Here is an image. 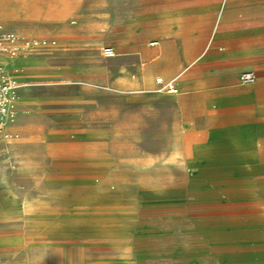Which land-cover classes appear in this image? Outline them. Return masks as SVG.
Wrapping results in <instances>:
<instances>
[{"label": "rangeland", "instance_id": "374dc122", "mask_svg": "<svg viewBox=\"0 0 264 264\" xmlns=\"http://www.w3.org/2000/svg\"><path fill=\"white\" fill-rule=\"evenodd\" d=\"M125 6L139 7L140 0L0 1V27L27 31L0 30L19 38L18 57L41 54L38 38L52 30L57 41L82 46L69 52L59 106L51 104L44 82L12 75L21 106L9 126L22 124L0 135V202L14 208L2 211L0 238L23 246L29 264H264V171H179L141 153H155V146L115 147L106 140L94 149L49 134L60 125L76 131L82 123L108 129L115 109L124 119V99L109 93L103 49L115 46L108 45L109 16ZM96 70L99 82H93ZM56 108L68 114L56 115ZM70 143L82 149L81 157L47 153Z\"/></svg>", "mask_w": 264, "mask_h": 264}, {"label": "crops", "instance_id": "0c3cea01", "mask_svg": "<svg viewBox=\"0 0 264 264\" xmlns=\"http://www.w3.org/2000/svg\"><path fill=\"white\" fill-rule=\"evenodd\" d=\"M21 28L17 24L12 31L0 30L24 35L27 31ZM107 29L108 45H115L110 46L115 56L109 57V93L124 99V119L115 109L108 129L82 123L76 131L60 125L49 134L94 149L106 140L115 147L155 146V153H141L179 171H264V0H140L139 7L125 6L120 15L111 14ZM56 37L53 30L39 36L42 53L19 57L14 73L44 82L51 104L59 106L65 96L58 89L71 72L69 52L82 46ZM245 71L255 74L253 84L239 82ZM99 80L96 70L93 82ZM166 84L176 91L168 92ZM53 113L65 115L68 110L56 108ZM21 124L8 125L6 131ZM54 152L82 155L76 143L47 148L48 154ZM1 166L0 197L5 194ZM77 170L85 172V166ZM5 205L0 202V221L2 211L14 210ZM22 250L14 240L0 238V264H29L31 254Z\"/></svg>", "mask_w": 264, "mask_h": 264}, {"label": "built area", "instance_id": "2783aa9c", "mask_svg": "<svg viewBox=\"0 0 264 264\" xmlns=\"http://www.w3.org/2000/svg\"><path fill=\"white\" fill-rule=\"evenodd\" d=\"M19 44V38L14 34L0 31V135L5 132V128L13 121L18 101V85L5 68L2 59L17 56L21 52ZM103 55L109 57L111 54L107 48H104ZM255 79V74L251 71H245L239 75L241 84H253ZM157 82L159 83L160 79H157ZM165 87L170 93L176 91L172 84H166Z\"/></svg>", "mask_w": 264, "mask_h": 264}, {"label": "bare ground", "instance_id": "6f19581e", "mask_svg": "<svg viewBox=\"0 0 264 264\" xmlns=\"http://www.w3.org/2000/svg\"><path fill=\"white\" fill-rule=\"evenodd\" d=\"M110 52V56L109 57H113L114 56V50L110 47L107 48ZM19 57L18 56H10V57H6V58H3L2 59V62L5 66V68L10 72L11 76L13 75L14 73V63L16 62V60L18 59ZM25 65V64H24ZM16 106H17V103H16ZM4 136L7 138L9 137V135L7 134H4Z\"/></svg>", "mask_w": 264, "mask_h": 264}]
</instances>
